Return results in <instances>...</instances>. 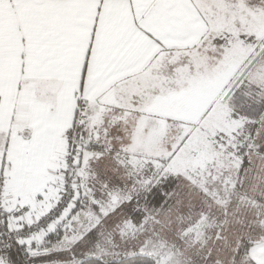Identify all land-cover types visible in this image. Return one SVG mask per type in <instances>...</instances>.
<instances>
[{"label":"snow or ice","instance_id":"snow-or-ice-1","mask_svg":"<svg viewBox=\"0 0 264 264\" xmlns=\"http://www.w3.org/2000/svg\"><path fill=\"white\" fill-rule=\"evenodd\" d=\"M260 21L264 0H0V264H264Z\"/></svg>","mask_w":264,"mask_h":264},{"label":"rangeland","instance_id":"rangeland-1","mask_svg":"<svg viewBox=\"0 0 264 264\" xmlns=\"http://www.w3.org/2000/svg\"><path fill=\"white\" fill-rule=\"evenodd\" d=\"M257 28L259 30L264 31V21L258 22ZM237 54L239 55L241 53L238 51ZM211 100H212L211 97L205 96L198 109L204 111V109L207 108L208 104L211 103ZM186 106H187V104H186ZM184 108L186 109L185 105L183 106V109ZM202 111L196 112V113H188V114L184 113L185 119L193 120V121L198 120L200 118L199 116L203 113ZM222 123H223V113L219 110L218 106L209 114V116L205 117L203 120H200V124L203 125L208 131H211L214 128L220 127V125ZM176 126L173 125V127L169 128V130H168L169 136H171V135H173L179 131L178 123ZM214 211H215V209H214ZM231 211H232V208H230V212ZM122 256H125V255L115 256V257L110 258V259H115V258L122 257ZM85 257H87V256H85ZM106 260H108V259H106Z\"/></svg>","mask_w":264,"mask_h":264},{"label":"trees","instance_id":"trees-1","mask_svg":"<svg viewBox=\"0 0 264 264\" xmlns=\"http://www.w3.org/2000/svg\"><path fill=\"white\" fill-rule=\"evenodd\" d=\"M209 65L211 62H208ZM256 106L253 105V108ZM244 111H248L250 114L252 112V109H244ZM83 264H140L139 254H136L135 256H122L115 259H100L96 256H87L84 257Z\"/></svg>","mask_w":264,"mask_h":264},{"label":"crops","instance_id":"crops-1","mask_svg":"<svg viewBox=\"0 0 264 264\" xmlns=\"http://www.w3.org/2000/svg\"><path fill=\"white\" fill-rule=\"evenodd\" d=\"M200 60H201L202 63L204 62L202 56H201ZM187 78H188V77H187V75H186V76H185V79H187ZM206 97H211V98H212V96H211L210 93L207 94ZM185 107H186V109H185V108L182 109L183 113H185V114H188V113H196V112H201V111H202V110H200V109H193L192 106H191L190 104H187V106H186V104H185ZM188 107H189V108H188ZM199 107H200V106H199ZM202 112H203V111H202ZM199 117H200V116H199ZM199 117H198V118H199ZM198 120H199V119H198ZM173 125L176 126V125H177V122L174 121L170 127H173ZM121 127H123V126H121ZM129 127H131V121H129ZM176 127H177V126H176Z\"/></svg>","mask_w":264,"mask_h":264}]
</instances>
